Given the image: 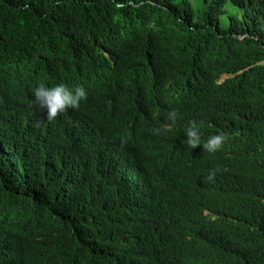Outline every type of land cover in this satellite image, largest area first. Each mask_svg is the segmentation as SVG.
Instances as JSON below:
<instances>
[{
	"label": "trees",
	"instance_id": "16d2710c",
	"mask_svg": "<svg viewBox=\"0 0 264 264\" xmlns=\"http://www.w3.org/2000/svg\"><path fill=\"white\" fill-rule=\"evenodd\" d=\"M263 61L264 0H0V264H94L98 230L126 227L110 219L122 214L110 190L118 169L92 157L98 133L82 140L102 96L118 98L120 122L144 133L169 123V110L175 123L222 133L218 184L254 195L264 227ZM57 83H80L87 102L51 122L30 101ZM241 227L264 251V228ZM240 236L224 219L211 223L201 235L209 264ZM147 257L149 245L118 264Z\"/></svg>",
	"mask_w": 264,
	"mask_h": 264
},
{
	"label": "clouds",
	"instance_id": "9594fccd",
	"mask_svg": "<svg viewBox=\"0 0 264 264\" xmlns=\"http://www.w3.org/2000/svg\"><path fill=\"white\" fill-rule=\"evenodd\" d=\"M86 98L80 83L41 84L32 90L30 103L53 122L74 114ZM122 118L120 100L102 96L94 100L84 120V142L91 131L98 133L92 157L114 163L121 175L110 190L116 188L121 197L122 214L110 219L126 224L98 230L92 239L94 264H118L125 254L137 253L146 245L155 254L154 259L146 258L147 264H209L214 257L201 235L211 223L224 219L234 226L239 222L263 230L257 198L218 184L228 149L222 133L206 124L175 123V110L166 113L169 123L162 129L153 127L146 133L121 123ZM72 120L76 122L77 117ZM198 160L205 161L200 175L192 171ZM207 216L209 221L197 223ZM240 232L242 236L221 264H263L264 251Z\"/></svg>",
	"mask_w": 264,
	"mask_h": 264
},
{
	"label": "bare ground",
	"instance_id": "6f19581e",
	"mask_svg": "<svg viewBox=\"0 0 264 264\" xmlns=\"http://www.w3.org/2000/svg\"><path fill=\"white\" fill-rule=\"evenodd\" d=\"M206 221H209V216L200 219V223H202V222H206ZM241 226H242V225H241L239 222H236V223H235V227H236L239 231L242 229ZM247 243H248V242H247ZM209 253H212V250L209 251ZM191 255H193V253H192ZM203 264H204V262H203Z\"/></svg>",
	"mask_w": 264,
	"mask_h": 264
}]
</instances>
